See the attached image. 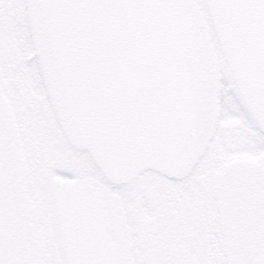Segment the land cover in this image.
<instances>
[{
  "label": "flooded vegetation",
  "instance_id": "flooded-vegetation-1",
  "mask_svg": "<svg viewBox=\"0 0 264 264\" xmlns=\"http://www.w3.org/2000/svg\"><path fill=\"white\" fill-rule=\"evenodd\" d=\"M71 184L99 193L100 226L62 216ZM0 264H264V132L235 81L221 77L215 133L187 174L112 182L55 112L30 0H0Z\"/></svg>",
  "mask_w": 264,
  "mask_h": 264
},
{
  "label": "water",
  "instance_id": "water-1",
  "mask_svg": "<svg viewBox=\"0 0 264 264\" xmlns=\"http://www.w3.org/2000/svg\"><path fill=\"white\" fill-rule=\"evenodd\" d=\"M207 13L264 132V0H207ZM30 19L55 112L108 180L191 170L215 133L221 85L197 0H30ZM58 206L71 226L102 224L99 193L82 185L60 189Z\"/></svg>",
  "mask_w": 264,
  "mask_h": 264
},
{
  "label": "rangeland",
  "instance_id": "rangeland-1",
  "mask_svg": "<svg viewBox=\"0 0 264 264\" xmlns=\"http://www.w3.org/2000/svg\"><path fill=\"white\" fill-rule=\"evenodd\" d=\"M198 3L200 4L202 10L204 11L206 19L210 23V17H209V15L207 13V0H198ZM210 32H211V35H212V40H213V43L215 45L216 52L218 54L221 77L223 76L225 81H226V76H229L231 78V81H233L232 77L230 75V71L228 69L227 63L225 62V60L223 58L222 51H221V49L219 47L218 40H217L215 32H214V30H213V28L211 26V23H210ZM228 97H230V96H228ZM129 187L130 186H126L125 188L128 189ZM110 190L121 192L124 189L117 188V187H111Z\"/></svg>",
  "mask_w": 264,
  "mask_h": 264
}]
</instances>
